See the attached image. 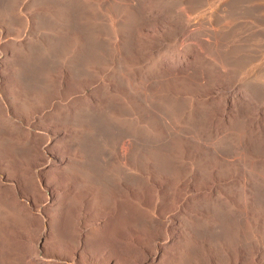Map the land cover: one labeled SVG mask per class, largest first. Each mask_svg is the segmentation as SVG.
<instances>
[{"label":"bare ground","instance_id":"6f19581e","mask_svg":"<svg viewBox=\"0 0 264 264\" xmlns=\"http://www.w3.org/2000/svg\"><path fill=\"white\" fill-rule=\"evenodd\" d=\"M33 1L0 0V264H264V0Z\"/></svg>","mask_w":264,"mask_h":264},{"label":"rangeland","instance_id":"374dc122","mask_svg":"<svg viewBox=\"0 0 264 264\" xmlns=\"http://www.w3.org/2000/svg\"><path fill=\"white\" fill-rule=\"evenodd\" d=\"M21 1V0H20ZM38 3H42L40 0H35V2H31L26 9L23 11L25 14L27 13H31V12H36L37 9H40L41 7H39ZM42 5V4H41ZM27 11V12H26ZM43 17H42V16ZM24 16V15H23ZM23 16H19L16 20V18L14 17H10L9 13H7V11H5L3 8L0 12V22L6 27L8 28L9 31V37L7 40V44H9V46L7 45L6 47H9L10 49H14L17 46V43L14 41L15 37H18L21 33H22V28L24 27V22L20 19V18H24ZM46 13L39 12L37 14L36 19L37 20H45L46 19ZM13 18V19H12ZM47 20V19H46ZM21 21V22H20ZM11 35V36H10ZM9 42V43H8ZM1 50V48H0ZM82 138V137H80ZM250 256V255H249ZM252 259H250V257L246 260L245 264H252Z\"/></svg>","mask_w":264,"mask_h":264}]
</instances>
